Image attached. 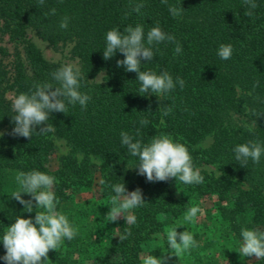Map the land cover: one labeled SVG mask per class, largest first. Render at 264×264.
<instances>
[{
    "label": "trees",
    "instance_id": "1",
    "mask_svg": "<svg viewBox=\"0 0 264 264\" xmlns=\"http://www.w3.org/2000/svg\"><path fill=\"white\" fill-rule=\"evenodd\" d=\"M137 2L141 0H45L40 6L37 0H0V35L18 43L29 28L51 47L71 43L84 76L80 91L92 97L86 110L77 103L69 105L66 114L51 113L52 132L34 133L30 139L9 135L15 126L13 98L34 90V84L53 82L51 73L61 66L43 59L30 43L23 55L5 64L8 52L0 45V132L4 133L0 136V237L17 216L34 219L40 211L34 207L28 213L10 196L17 188V172L38 170L57 178L58 209L79 227L75 239L48 253L50 264H138L141 245L161 231L163 217L175 226L195 205L204 209V215L177 231L189 230L200 246L180 258L169 257L168 264H264L238 252L243 228L264 231V156L259 164L249 160L247 167H241L232 151L248 140L264 144V0H256L254 17L244 15L243 0H168L185 9L178 18L171 16L162 0H143L141 14L131 12L125 19L129 4ZM51 8H56V15L46 17ZM64 16L70 18L67 29L59 27ZM157 22L175 36L182 53L175 54L174 43L155 45L153 50L159 51L153 61H142V70L168 71L174 80L185 81L182 90L177 85L159 98L139 93L137 74L116 66L124 59L121 53L103 59L107 31L119 26L123 32L129 24H141L146 35ZM221 44L232 45L230 59L217 55ZM100 73V80L94 81ZM256 81L259 86L253 90ZM172 105L173 112L163 116L161 109ZM238 116L245 118L236 121ZM142 117L150 121L147 126L140 125ZM137 128L141 133L136 138L143 143L160 134L174 140L182 137L179 142L186 143L196 167L211 165L220 174L201 170L205 181L200 185L175 178L147 182L133 167L137 158L121 145V131L135 135ZM56 137L65 141L67 151L52 168L49 158ZM206 138L209 142L204 145ZM115 183L143 192L146 203L133 210L137 218L133 225L123 218L118 222L106 218L114 195L109 185ZM80 190L89 196L76 199ZM129 227L132 235L121 242L118 234ZM5 252L0 241V257ZM0 264L5 261L0 259Z\"/></svg>",
    "mask_w": 264,
    "mask_h": 264
},
{
    "label": "clouds",
    "instance_id": "2",
    "mask_svg": "<svg viewBox=\"0 0 264 264\" xmlns=\"http://www.w3.org/2000/svg\"><path fill=\"white\" fill-rule=\"evenodd\" d=\"M40 6L45 4V0H37ZM62 2V0H61ZM168 6V11L173 18L181 17L185 9L181 5L169 4L168 0H162ZM245 6L244 15L254 17V10L259 7L256 0H243ZM145 7L143 0L137 3H130V11L125 13V19L131 12L141 14V9ZM56 8H51L44 15L55 16ZM70 18H61L59 27L67 29ZM174 43L175 54L182 53V46L173 34L162 30L159 23L150 28L146 35L143 25L137 24L135 27L127 25L123 32L119 26L114 27L106 33V46L103 48V59L105 61L114 57L117 52L124 56V59L117 60L116 66L123 67L126 72L137 74V81L140 83L139 93L145 96L149 93L157 98L166 97L179 85L182 90L185 81L176 77L174 80L168 71H161L159 74L151 70H142V61H153L156 51L155 45L161 43ZM233 54L231 44H221L217 55L222 60H228ZM145 64V63H144ZM52 81L37 83L33 85L34 90L28 93H20L12 100L11 116L14 128L9 135L14 137L31 138L34 133L46 134L54 131L52 125L48 123L50 114L53 112L67 113L69 105L75 106L77 103L82 110H86L91 95L81 92V81L84 80L81 69L73 63L65 64L51 73ZM259 86V81L253 84V90ZM259 99V97H257ZM159 100V99H158ZM160 101V100H159ZM174 105L162 108L163 116H168L173 112ZM150 111V109H149ZM140 125L147 126L150 121L146 117L139 120ZM163 123V120L161 121ZM255 127V121L252 122ZM37 126L39 131L37 132ZM141 133L140 128L136 129L135 135L121 131V145L126 146L128 153L137 158L133 166L137 175L146 177L147 182H166L175 178L186 185H200L204 183L205 177L201 170L196 167L193 157L186 143L174 140L169 134L153 136L148 143H143L137 139ZM4 133L0 132V136ZM235 160L241 167H247L249 160L253 164H259L264 156V144L259 140H248L245 143L237 144L233 149ZM16 190L11 193V197L24 206L28 213L36 211L35 218H23L17 216L15 222L6 228L0 241L5 254L0 257L5 264H50L48 253L59 251L65 240L72 241L79 235V227L69 220L68 215L59 210L60 200L55 193L57 178L45 172L31 170L28 172L19 171L15 175ZM99 183L103 185L104 180ZM114 195L110 196L112 207L106 218L108 222H118L123 218L128 225L136 223V216L133 210L143 207L145 202L143 192L140 188L128 191L125 183H115L109 185ZM22 193L28 194L31 198L25 200ZM35 202V204L33 203ZM204 215V209L199 205L191 206L184 213L182 221L175 226L165 229L168 248L171 255L182 257L190 254L192 249L200 245L194 238V234L189 230L178 232L177 228L182 225L195 224ZM132 235L131 228L125 229L124 233L118 234L119 240L123 242ZM157 237L161 234L157 233ZM240 236L242 241L238 252L242 257H256L264 260V231L259 228H243ZM142 264H168V254L155 257L152 254L141 256Z\"/></svg>",
    "mask_w": 264,
    "mask_h": 264
},
{
    "label": "rangeland",
    "instance_id": "3",
    "mask_svg": "<svg viewBox=\"0 0 264 264\" xmlns=\"http://www.w3.org/2000/svg\"><path fill=\"white\" fill-rule=\"evenodd\" d=\"M28 43L35 46L39 50L42 58L47 61L57 63L60 66H63L68 63H73L79 66L77 58L71 52V47H72L71 43L64 42L62 44H58L57 47L55 48L51 47L46 41L36 37L33 31L30 30L29 28L25 30L22 41L18 43H13L12 41H10L5 33L0 35V45L6 48L8 52V55L4 58V63L8 64L10 60L14 58V56L23 55L24 48ZM101 75H102L101 73L96 75L93 78V80L99 81ZM6 96L12 99V92L7 90ZM237 118L238 119L236 121H239V120H244L245 117L238 116ZM208 142L209 139L206 138L202 142V144L205 145ZM54 143H55V151L49 158V163L52 168L56 167L59 155L64 154L67 151V145L63 139L56 137L54 138ZM198 168L206 172H211L214 175L220 174V171L211 165H201ZM87 196H89V193L84 192L82 190L78 191L75 194L76 199L85 198ZM172 226L173 225L169 223L168 217L166 218L163 217V225L161 231L159 232L161 236L157 237V235L155 234L153 235L152 239L148 240L146 243L141 245V256L152 254L155 257L160 258L161 256L168 254V258L172 257L173 255L167 253L170 252L171 250L168 248L166 235H165V229ZM141 256L138 264H142Z\"/></svg>",
    "mask_w": 264,
    "mask_h": 264
}]
</instances>
